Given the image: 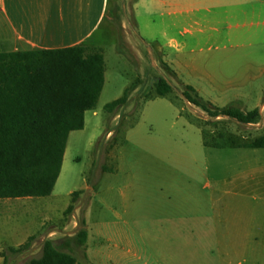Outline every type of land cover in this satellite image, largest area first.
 <instances>
[{
  "label": "rangeland",
  "instance_id": "1",
  "mask_svg": "<svg viewBox=\"0 0 264 264\" xmlns=\"http://www.w3.org/2000/svg\"><path fill=\"white\" fill-rule=\"evenodd\" d=\"M134 3L108 0L99 31L110 53L121 56L118 66L113 62L108 70L118 69L129 80L128 102L107 112L105 105L117 96L101 98L96 109L85 114V128L69 136L54 195L16 201L9 228H20L36 239L9 264L39 258L45 240L72 238L82 220L88 230L86 247L72 243L64 249L77 264H181L193 257L204 259L203 252L195 254L199 246L192 230L209 217L211 196L221 201L217 207L222 210L221 204L232 199L215 191L219 180L232 177L237 171L233 167L241 162L230 147L264 137L260 46L232 65L188 66L196 72L183 66L181 74L173 76L163 68L159 46L136 41ZM101 51L86 48L87 54ZM211 56L212 50L201 45L185 58L195 57L200 63ZM162 78L173 87L165 96L156 91ZM186 85L197 90L209 111L213 109L208 102L244 114L259 109L261 116L250 124L214 118L183 97ZM72 204L74 212L66 215Z\"/></svg>",
  "mask_w": 264,
  "mask_h": 264
},
{
  "label": "crops",
  "instance_id": "2",
  "mask_svg": "<svg viewBox=\"0 0 264 264\" xmlns=\"http://www.w3.org/2000/svg\"><path fill=\"white\" fill-rule=\"evenodd\" d=\"M107 9L108 0H0V53L102 49L105 81L99 100L113 94L116 100L129 80L118 69L108 70L113 62L118 66L121 56L100 41ZM133 11L136 41L159 46L163 62L178 76L183 66L196 72L188 66L232 65L257 46L264 53V0H135ZM201 45L212 50L209 59L198 63L195 57L185 58ZM230 148L241 162L232 177L219 180L215 191L232 199L222 200V210L217 207L221 201L211 196L209 217L192 230L199 246L195 254L201 251L206 257L181 264H264V148ZM20 199L26 198L0 199V264L16 262L24 251L9 249L18 250L35 236L9 228Z\"/></svg>",
  "mask_w": 264,
  "mask_h": 264
},
{
  "label": "trees",
  "instance_id": "3",
  "mask_svg": "<svg viewBox=\"0 0 264 264\" xmlns=\"http://www.w3.org/2000/svg\"><path fill=\"white\" fill-rule=\"evenodd\" d=\"M162 65L176 76L167 64ZM104 74L103 54H87L84 47L0 53V199L52 195L61 175L69 136L83 130L85 114L96 109ZM172 90L165 78L156 84L159 96ZM129 92L127 87L122 97L105 105V111L125 106ZM183 97L214 118L224 116L250 124L261 116L259 109L244 114L237 108H218L208 102L206 105L213 109L209 111L198 92L187 85ZM244 147L264 148V137ZM74 210L72 204L65 214ZM35 239L32 236L18 250L9 251L28 250ZM87 240L86 221L82 220L72 238L61 242L45 240L41 256L29 264H77L76 257L64 249L72 243L85 248Z\"/></svg>",
  "mask_w": 264,
  "mask_h": 264
}]
</instances>
